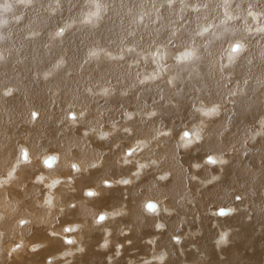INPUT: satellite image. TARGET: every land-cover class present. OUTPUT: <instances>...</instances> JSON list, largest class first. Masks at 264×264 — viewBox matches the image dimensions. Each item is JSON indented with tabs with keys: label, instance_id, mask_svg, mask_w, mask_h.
Masks as SVG:
<instances>
[{
	"label": "bare ground",
	"instance_id": "bare-ground-1",
	"mask_svg": "<svg viewBox=\"0 0 264 264\" xmlns=\"http://www.w3.org/2000/svg\"><path fill=\"white\" fill-rule=\"evenodd\" d=\"M187 261L264 264V0H0V264Z\"/></svg>",
	"mask_w": 264,
	"mask_h": 264
},
{
	"label": "rangeland",
	"instance_id": "rangeland-1",
	"mask_svg": "<svg viewBox=\"0 0 264 264\" xmlns=\"http://www.w3.org/2000/svg\"><path fill=\"white\" fill-rule=\"evenodd\" d=\"M52 153V152H51ZM52 154H54V153H52ZM21 156H22V154H21ZM47 167V166H46ZM49 168V167H48ZM84 195L85 196H87V194H86V192L84 191ZM229 209H233L232 208V205H230L229 206ZM143 210V209H142ZM143 213H145V214H147L148 212H146V211H144L143 210ZM212 214L214 215V216H216V218L214 217V220H217V218L219 217V216H221V215H223V214H215V213H213L212 212ZM97 221H99V222H101L102 220H98L97 219ZM155 224H157V223H155ZM223 234V233H222ZM156 234H154L153 236L154 237H156L155 236ZM119 236H123V233H121V234H119ZM219 236H220V234H218V236H215L214 238H213V240L215 239V240H217L218 238H219ZM218 237V238H217ZM124 237H121V239H123ZM215 240H214V242H215ZM123 242V241H122ZM122 242H120L119 241V243H117V245H115L113 248L114 249H111L112 251H114V252H118L119 250H121V251H123L122 252V257L121 258H136V257H140V258H147V259H143V261H141L140 263H144L145 261H147L148 259H151L152 258V260L154 259V256H156V255H158L159 254V250L158 251H153V253L152 254H150L148 257H142L141 255H140V253L138 252V251H135V249H133V250H127L126 249V245H125V247H124V250L122 249V246H120V244L122 243ZM181 243V246H184L188 251H190L189 253L190 254H193L194 252H195V250L197 251L198 250V248H199V246H197V245H195L194 243H191V242H187V243H184V242H182V240L180 241ZM126 243H128V242H126ZM184 244V245H183ZM188 244V245H187ZM194 248V249H193ZM187 251V252H188ZM192 251H193V253H192ZM183 252V251H182ZM129 253V254H128ZM182 254H184V252L182 253ZM129 256V257H128ZM150 257V258H149ZM184 258H185V256H184ZM188 262V261H187ZM181 264V263H180ZM186 264V263H185ZM187 264H191V263H187Z\"/></svg>",
	"mask_w": 264,
	"mask_h": 264
},
{
	"label": "clouds",
	"instance_id": "clouds-1",
	"mask_svg": "<svg viewBox=\"0 0 264 264\" xmlns=\"http://www.w3.org/2000/svg\"><path fill=\"white\" fill-rule=\"evenodd\" d=\"M104 135H107L106 133Z\"/></svg>",
	"mask_w": 264,
	"mask_h": 264
}]
</instances>
